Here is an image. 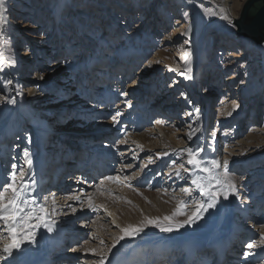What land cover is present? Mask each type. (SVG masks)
<instances>
[{
    "label": "bare ground",
    "instance_id": "bare-ground-1",
    "mask_svg": "<svg viewBox=\"0 0 264 264\" xmlns=\"http://www.w3.org/2000/svg\"><path fill=\"white\" fill-rule=\"evenodd\" d=\"M16 1H18V3L15 2L11 9L14 10V16L16 13L19 14V16H22V14H20L21 11L18 9L20 3L22 2L21 6L26 7H28V4L24 1ZM79 1L80 0H77V2L76 0H54L53 3H51L47 18L51 17L52 20V32L50 33L51 36H53L54 33L55 36H57L55 37L56 44L53 47L55 52L52 56V53L47 54V52L43 50V53L41 54V57L43 58H39V60L32 59L30 65L25 64V60H22L20 57H16L18 48L17 45L4 50L2 45L3 40H5L8 44H10L12 41L16 43V40L14 39L17 36V31L11 32L7 29L8 26L16 23V21L11 19L12 16H7L6 13L8 12V5H6L7 11L4 14V18L5 20L7 18V23H5L2 29H0V54H2L5 60L2 70H0V184H4L10 175V173L8 175L6 174V176L3 178L4 172L2 169L4 167H1V159L5 158L7 162L10 161V158L6 155L7 148H12V142L11 146H9L10 141H14L16 139L17 144L14 146V149H16L14 153V165L16 166L15 170L23 167L25 171L24 181L28 184L25 199H28L29 201H35V203L31 204L29 208L25 209V211L27 212L30 209H34L37 215H44L47 223L51 225L52 231H47V229L43 226L37 228L35 231V243H25L21 246L20 250H13L12 255L8 256L7 254L3 253L2 249L6 244L10 243V240L3 222L0 221V264H82L77 261L76 258H74L75 253H77V256L81 255L83 258L81 249L88 247V244H83L82 247L77 245V242L81 240L80 235H78V231L80 230L77 228H82L84 223L88 220V218H85L86 216L84 217L81 215H89L94 211V209L98 211V206H103L107 210L111 209L115 212L118 211V209L113 210L114 206L111 196L112 192L114 191L113 188H115L114 182L107 179L108 174L101 167V164L104 163V160L110 162L107 163V169L112 166L111 163L114 160L113 154L109 152L110 146L106 143L107 140L105 139V136L100 134L101 131H94L107 129L106 123L103 122L104 120L100 121L99 119L97 124L89 126V129L87 127L88 130L76 128L72 129V127L70 128L68 125H64L65 123L62 124V118L64 120L63 122L68 120V118L62 117L65 108H69L72 110L71 112H73V110H77L73 114L76 116L79 115V113H77L78 111H83L82 117L86 121L92 118L91 116L87 115V113H95L98 109L102 112H105V108L103 106L107 103L106 101L113 102L116 100L119 102V104H123V106L126 107L125 111L129 116L128 120L132 121L130 123L131 125L133 124L132 128H137L141 121H144L145 125L146 123L152 121V119L155 117L161 119L160 122L163 121L162 123H165L166 125L168 122H171L169 125L176 124L177 134L175 133L176 135L173 134L171 136H169V134L168 136L165 134L167 129L164 130V128H158V126L155 125L154 130L158 140L155 147L159 149L163 155L170 153L176 155L175 152H177V155L181 157L182 155L186 154L187 156L185 157V161H188L189 159L187 149H193V146L195 145L203 147L205 137L207 140L209 138L208 129L210 124L208 121V116L211 115V106L214 104V99H212L213 92H211V89H216L217 92L221 91V93H227L226 95L223 94L224 96H221L223 106L220 105L217 112L219 113L218 119L221 121L223 120V123L227 122V120H224L226 116L225 109L230 111L228 114L230 119L234 118V116L239 118L237 122L239 124H242L243 121L247 119V113L250 112L249 109L253 110V118L257 117L258 114V99L262 97V94H264V46H258L256 42L250 38L241 39L236 37L239 44H241L243 51L245 48L248 49L247 54H245L247 57L246 60H250L251 63L256 62V67L258 69L260 68L262 71V74L255 78L253 86H247L244 83L237 86L236 82L238 81V73L240 69L246 65L245 61L237 62V65H240V68L237 72H233L230 68L227 70L226 68L233 65L235 62L229 61L224 63V57L220 56H218L215 60V55L212 56L211 54V52H215L214 48L207 47L204 49L200 46L198 49L196 47L194 48V40L197 36L196 34L201 32V30L198 31V27L200 26L201 28L203 25L202 14L204 13V10L200 11V16L195 17L193 12L190 10L193 5L191 1L193 0H162L161 3H163V6L168 8H159V6L151 14L150 11L153 3H159L161 0H150V4L147 5L145 9L147 13L145 16L148 17L150 15V18L152 17L151 20L149 19L150 22H152L153 19H155V25L158 22H161V24H158V28L163 27L161 29L162 32L166 30L168 25H173V27L172 33L165 31V36L162 40V42H164L162 43L164 49L161 50L160 54H155L154 58L149 60L150 66H148L147 61L144 63V74L149 73L150 79H148L149 83L142 86L136 85V82L133 86L130 84L131 80L133 79L130 73L132 72L133 67L137 66V62H139L144 56L145 43L147 42V47L150 46L151 42L154 46L155 41L152 38V30L142 31L141 26H138L137 28L138 33H131L130 29L131 26H133L135 17L133 16V18H128L127 15H129L131 11L134 12L135 9L140 7L141 3L145 0H139L138 2L137 0H131L134 1L133 4L129 3L130 0L127 2V4H123L122 0H111L112 6H110L109 9L104 8L105 6L101 9L102 16L100 17V21H104L105 24L108 23L110 18L113 20L112 25L107 31L108 33L105 32V39L97 42L98 39H94L93 35L89 36L87 32H93L94 30L88 31V25L85 22V26L83 25V33L80 34V36H77L76 40L73 41L70 46L68 45V48H66V45L63 43L64 41L61 40L63 37L61 35L64 33L61 32V34H58V30H60L61 25H64L68 21V14L70 10H74ZM209 1L214 4L215 11L217 12L218 10V13H215V15L212 17L219 15L221 18L220 20L225 22L229 21L222 19V16L224 15H227L231 22L239 17L238 9L241 7V4L237 3V0ZM115 7L116 9H114ZM122 9L123 11H128L126 13V17H124V15L122 17L119 15V12H121ZM168 9L169 12H166ZM28 10V8L25 9V11ZM76 13H78V11ZM21 16L19 17V20H21ZM82 16L83 15L79 16V18ZM98 17L99 16H97V18ZM79 18L78 20L73 18L71 23V27L73 28L72 33L76 35L78 34L79 26L82 25L81 20H83L82 18L81 20ZM121 19L124 20L121 24V27H127V30H129V33H124V35H121L120 32H116V29L118 28L117 26L119 25ZM93 21H95V19H91L90 24H92ZM155 33L157 34V32ZM217 33V31H214V40L212 39L211 41H213V43H220L221 48L219 51L225 52L227 50L230 54L229 56H233L234 52L228 50L231 44L228 35L231 33L219 29L218 41L216 40ZM83 38L87 39V43L84 46L85 50H83L82 46V43L84 42L82 40ZM146 39H148V41H146ZM180 39H183L184 41L181 45H177V41ZM93 48H98L99 50L97 49L93 51ZM180 48H190V50L185 52L188 53L186 59L185 55L180 57V64H178L175 60L178 58L174 57L175 55H173V51L177 49L179 50ZM86 50L87 53L91 52V54L86 56L84 60L81 59L83 56H76V53L79 54V52L82 53L83 51L86 53ZM96 52H99L96 56H90L95 55ZM249 52L251 56H248ZM45 54H47L46 57H49L51 54V59L56 57L57 61L54 65H52V67H59L66 63V59H70L74 56L77 58V61L75 64H69L67 67L65 66L63 70H60L57 72V74H54L51 82L52 84L50 85V82L39 78L37 73L29 72L30 68L34 67V65L36 66L39 64L38 66L40 68L46 64L44 56ZM56 54L58 55L56 56ZM239 55L240 59H242L244 53L239 52ZM135 57H137L136 61L130 64L131 58L134 59ZM164 64L167 67L163 71V74H161V71L159 72V76L156 75L160 67H162ZM186 68H191V72L185 74ZM137 70L139 71L140 69L137 68ZM216 73L224 74L223 76L220 75L219 78L218 74L215 76ZM203 75L206 76L205 83L208 82L209 87L213 85L212 88L209 89L210 94L205 98L204 96L206 95L203 96L200 92V85H202ZM188 76L191 78L189 79ZM113 77L115 81H119L116 83L117 87L122 89L124 86L122 92L119 93L121 90L118 89L111 91L107 90V88L102 89V86L100 87L96 84H101L103 81L110 83ZM154 77L155 80H152ZM157 77H159V79ZM249 79L250 76H247L245 82ZM156 80L158 81L157 83ZM9 81L10 83H8ZM87 82L92 86H96V89L94 90L93 87V91H91V89H89V91L85 89ZM72 83H75V85L73 86ZM119 83L121 86H119ZM25 85H27V91L24 92L23 90ZM38 86L39 88H43V90L47 88L50 89V95L46 96L48 99H52L51 101L46 102L48 108H46L41 114L35 112L36 110L34 108V103L33 101H30L32 94H30L29 97L26 96L27 93L34 92ZM56 87L58 88L56 89ZM127 89L128 92H126ZM13 90H15V92H13ZM59 90L65 95L69 93L70 95L67 97H65L64 94L62 96L61 93L54 95V93L59 92ZM91 93L93 94L92 97L89 96ZM156 93L158 95L157 98H152V96H154ZM234 93H237L238 96L235 98L236 100H227L229 96L232 94L234 95ZM59 95H61V97ZM241 98L243 99L242 104L239 102V99ZM253 98H255L254 102L251 103ZM153 99H155V102L150 104V101ZM8 100H15V103H8ZM228 102H230V104L224 107V105H226ZM153 105L156 106L154 107ZM233 105H238V107L233 110ZM37 106H42V104L36 105V107ZM261 107H259L260 110ZM136 108L137 110L139 109L138 111L141 113V116L136 115V111L133 112ZM181 108L184 113H179ZM54 109L58 110L57 117L50 121L54 122V126L57 130H59L56 134L60 133L62 135L66 129H69V131L71 129V132L69 133L72 136L68 140H66V138L63 140L64 135H59L58 138H55L56 136H54V130L50 127L52 123L48 121V119H52L51 116L54 112ZM84 115L87 116L85 117ZM47 117L48 119L46 120ZM171 117H175V119L171 121ZM206 123L207 127H205ZM189 125H191L194 129H198V131H196L192 136V139L188 138L189 133L192 130L189 128ZM42 132H44V134L46 132L47 136L45 134V136L40 138L41 136L39 135ZM87 132H91V134H87ZM204 132H206V134H204ZM212 132L213 130H211V133ZM3 141L4 143L2 144ZM52 142L54 144L56 143L57 146L55 145L53 148H51ZM135 142L140 145L138 141L135 140ZM57 147H59L57 150L58 152L55 151ZM147 148L150 147L145 146L144 149ZM25 151L29 153L27 158L24 155ZM206 151L208 153L207 148ZM92 154L93 159L91 160L90 157ZM209 154L213 155L212 153ZM68 156H71L70 161H73L74 165L69 164ZM28 159L31 160L30 165L27 163ZM183 160L184 159H182V161ZM205 161L207 160L203 161V166L207 169H210L211 171L209 172V179L204 180V185H211V192H215L218 195L216 197L215 206L208 208L206 211L202 210L200 212L201 218L197 219L194 224L198 223L200 225L201 232L204 233V240H207L205 241L207 243L204 244L202 241L199 243L196 242L198 239L201 240L196 235L184 234V229L188 227L189 224H185L183 228L178 230L174 229L170 233L159 232V228L149 224L148 226H145V228L149 229L148 232H152L153 228H156L155 233L159 234H154L150 237L147 233L139 234L137 237L130 235L126 236L125 242H118L113 246L112 251L107 250L104 264H128L131 260H134L132 258L133 254L136 256L134 250L132 251V248L135 247L133 245L134 243L137 245V251L141 252L139 255L140 257L144 252L143 250L154 251L153 248H149L150 246H154L156 249L158 248L159 244L169 243L172 241L177 242L178 240L182 239H187V242L185 243L186 245H199L201 256L212 255L213 253V261H217V264H236L235 260L240 258L238 257V246H241V248L244 247V251H247L246 253H252L250 256H245L243 264H251L258 261L259 258L256 259V257L261 255L262 251L264 253V241L258 242L252 236H249L248 233L246 234L248 240L243 243V237L245 236L240 234L239 226L237 225V219L239 218L240 220H243L249 211L248 207H242L243 205H246L247 202H241L240 197L236 195V187L234 192L228 189L226 183L230 180L228 175H225V173H222L213 167L212 160L207 162ZM38 166H40L39 171ZM72 167H75V169H72ZM191 167L193 168L192 165ZM13 170L14 169H12V171ZM64 171L65 173L71 174L68 177L70 183L75 182L73 179L83 180L91 178L89 182L90 187H96L98 190L96 194L98 197H96V200L87 201L86 205H88L89 201H91L92 207H89L84 211L83 207L75 208L74 205L66 208L64 207L67 203H78V193H71L70 191L65 190L62 186L56 187L57 183H55V179L58 178ZM253 173L254 172H250L249 175L253 177ZM86 176L88 177L86 178ZM213 177H215V179H213ZM216 180H220L222 183H217ZM104 192H106V196H104ZM224 192L228 193L227 199L224 198ZM263 195L264 192L258 195L255 204L258 203ZM250 197L251 195H248V197L245 198L249 199ZM210 202L211 198L207 194L205 205ZM184 205L185 204H181L179 208H176L170 214V217L172 218L170 223L184 224L186 220L176 219L177 216H180L184 213ZM41 206H43L45 209L44 213L40 212ZM262 206L264 208V202H260L257 208H261ZM63 209L69 210L66 217L72 214H77V216L72 217L73 219H64L61 221L59 217L60 215H63ZM75 217L79 218L77 219ZM116 217L117 216L112 217V222L109 224V226L114 227L117 225ZM60 218L62 219V217ZM80 218H84L83 221L79 222ZM234 218H236L235 224L230 225V221ZM146 220L149 219L146 218ZM132 222V220H128L126 225H129L124 229H128L130 226L133 228L137 227L132 225ZM160 222L164 224L169 223L162 220ZM33 223H35V221H33ZM72 225H74V227H72ZM223 225H225V228H222ZM247 226H249V224ZM257 228H259V226L257 223H255L254 228H250V231L255 232ZM70 229L72 231L68 232ZM98 229L99 228L97 227V231ZM231 232L234 233L235 236L227 238L228 240L226 241L225 237L229 235L226 233ZM225 234L226 236H224ZM257 234L264 236V228L260 233L257 231ZM98 235V239H100L101 235ZM219 237L224 239L219 240L218 242L216 240L213 241ZM210 241L213 242L208 244ZM253 242H255L257 246L253 249H248L246 245ZM61 245L64 246L60 247ZM66 247L68 252L67 255L66 253L64 254ZM167 247L171 246L168 245ZM89 248H91L92 251L96 250L98 248V244L91 245ZM223 254L228 256L227 258L229 261L223 256ZM174 258L177 259L179 256ZM209 258L210 257L206 259L210 260ZM164 259L165 258L160 256L156 258V261L160 262V264H173V262L170 260V257H168V259ZM83 264H85V262H83Z\"/></svg>",
    "mask_w": 264,
    "mask_h": 264
},
{
    "label": "rangeland",
    "instance_id": "rangeland-1",
    "mask_svg": "<svg viewBox=\"0 0 264 264\" xmlns=\"http://www.w3.org/2000/svg\"><path fill=\"white\" fill-rule=\"evenodd\" d=\"M20 1H24L28 4L27 5L28 7H26V6H21L22 2L20 3V6L18 9L21 11L20 14H22V16L20 15L21 20H19V17H20L19 14L16 13V15L14 16V10L11 9L14 3L15 2L18 3V1L6 0V5H8V12L6 14L8 17L12 16L11 19L16 21V23L8 26L7 29L8 31L10 30L11 32L17 31V36L14 39L16 40V43L12 41L10 44H8L5 40H3L2 45L4 47V50L6 48L17 45L18 48L16 52V57L17 56L20 57L22 60H25V64L30 65L32 62V59L39 60V58H43L41 57L43 50L46 51L47 54L52 53V56L55 52L53 47L56 44L55 37L57 36H55V33L53 34V36H51L50 33L52 32V24H51L52 20H51V17L47 18V15H49V10H50L49 7L51 3H53L54 0H20ZM138 1L139 0H137V2ZM246 1L247 0H237V3L241 4V7H239L238 9L239 16L243 8L242 5H244ZM127 2H129V0L128 1L122 0L123 4L125 3L127 4ZM161 2L162 0L159 3L157 2L153 3L150 14L153 13V11L159 6H160L159 8H168V7H164L163 3ZM191 2L193 3V5L190 10L193 12L195 17L200 16L201 15L200 11L204 10V13L202 14L203 25L201 24L202 25L201 28L200 26L198 27V31L201 30V32L196 34L197 36L194 40V48L196 47L198 49L199 46L204 49H206L207 47L214 48L215 52H211V54L212 56L215 55L214 57L215 60L217 59L218 56H220V57H224V63L229 62V61L235 62L233 65L228 66L226 68V70L230 68L231 71L233 72H237L238 69L240 68V65H237V62L245 61L246 65L242 69H240L238 73V81L236 82L237 83L236 85L238 86L239 84L244 83L247 86L248 85L253 86L255 78L260 76L262 74V71L260 68L258 69L256 67V64H257L256 62L251 63L250 60H246L247 57L245 56V54H247L248 49L245 48L243 51V49L241 48V44H239L236 38L238 36L236 34V26L233 24V21L231 23L221 21L220 20L221 18L219 15L212 17L213 15H215V13H218V10L217 12L215 11L214 4H212V2L209 0H193ZM129 3L133 4L134 1L130 0ZM111 4H112L111 0H80L77 6H75L74 10H70L68 14V21L64 25H61L60 30H58V34H61V32L64 33L61 35L63 36L61 40L64 41L63 43L66 45V48H68L72 44V42L76 40L77 36H80V34L83 33V25L85 26V22L88 25L87 26L88 31L94 30L93 32H87L89 36L93 35L94 39L95 38L98 39L97 42L104 40L105 32L109 30V27L112 25L113 20H111L110 18V20H108V23H105V24H104V21H100L101 20L100 17L102 16L101 9L104 6H105L104 8L109 9V7L112 6ZM148 4H150V0L143 1L141 3V6L135 9L136 12L131 11L130 14L127 15L128 18H133V16L135 17L133 26H131V29H130L131 33H135V34L138 33L137 28L138 26H141L142 31L152 30L151 31L152 38L155 41L154 46L152 42L150 43V46L148 47H147V42L145 43L146 46L144 45V56L140 59L139 62H137L136 64L137 66L133 67L132 72L130 71L131 77L133 78L130 83L132 84V86L135 84V82H136V85L138 86H142L144 84L149 83L148 79H150V74L149 73L144 74L145 73L144 63L147 61L148 66H150L149 60L151 58H154L155 54L159 55L161 50L164 49L163 44H162L164 42H162V40L165 36V31H169V33H172L173 25L171 26L168 25L166 27V30L162 32L161 29L163 27L158 28V24H161V22H158L155 25L154 24L155 19H153L152 22L149 21V19L151 20L152 17L150 18V15L148 17L145 16L147 13L145 9ZM27 8L29 10L25 11V9ZM114 9H116V7ZM77 11L78 13H76ZM127 12L128 11H123L122 9V11L119 12V15L121 17L123 15L124 17H126ZM166 12H169V9ZM209 13H213V14H209ZM81 15L83 16L79 18V16ZM97 16L99 17L97 18ZM73 18L75 20H78V18L80 20L81 18L83 19L81 20L82 25L79 26V31L77 35L72 33L73 28L71 27V23H72ZM91 19H95V21H93L92 24H90ZM123 21L124 20L122 19L120 20V23L117 26L118 28L116 29V32L117 33L120 32L121 35H124V33H127V32L129 33V30H127V27H123V28L121 27V24ZM219 29H222L228 33H231L230 35H228V37L230 38V42H231L230 48H228V50L234 52L233 56H229L230 54L227 50L225 52L219 51L221 48L220 43H213V41H211L212 39L214 40V31L218 32L217 39H216L218 41ZM155 32H157V34ZM23 34H26V35H23ZM82 40L84 41L82 43L83 50H85L84 46L87 43L86 41L87 39L83 38ZM146 41H148V39H146ZM183 41H184L183 39L178 40L177 45H181ZM240 48H241V51H240ZM97 49L98 48H93V51ZM189 50L190 48H185V49L180 48L179 50L177 49L173 51V55H175L174 57L178 58V59H175L178 64H180V60H181L180 57H183V55H185V52H188ZM192 52H193V48H192ZM239 52L244 53V56H242V59H240L239 57L240 56ZM98 53L99 52H96L95 55H90V56L94 57ZM47 54L44 55L46 64H44V66L40 68L38 66L39 64L36 66L34 65V67L30 68L29 72L37 73L38 74L37 76L39 78L50 82V85H51L54 74H57L58 71L63 70L65 66L67 67L69 64L70 65L75 64V62L77 61V58H75L74 56L70 59H66V63L62 64L59 67H52V65L55 64L57 59L56 57L51 59V54L49 55V57H46ZM89 54H91V52L87 53V50H86V53L85 51H83L82 53L79 52V54L76 53V56L78 57L83 56L81 57V59L84 60L85 57L88 56ZM57 55L58 54H56V56ZM248 56H251L250 52L248 53ZM136 58L137 57H135L134 59L131 58L130 64L134 63L136 61ZM37 66H38V69H37ZM166 67L167 66L165 64L162 65V67H160L156 75L159 76V72L161 71H162L161 74H163V71L165 70ZM137 68L140 70L138 71ZM217 74L218 73H216L215 76ZM223 74L224 73L218 74V77L220 78V75L223 76ZM247 76H250V79L245 82ZM157 78L159 79V77ZM152 80H155V77ZM157 80H156V83L158 82ZM205 81H206V76L203 75L202 85L198 84L201 86L200 92L202 93V95L203 96L206 95L204 96V98L208 97V95L210 94L209 89L212 88L213 86L212 85L209 87L208 82L205 83ZM117 82L119 81L117 80L115 81L113 77L110 83L107 81H103L101 84L100 83H96V84L99 85L100 87L102 86V89L107 88V90L109 91L117 90V89L121 90L119 91L120 93L124 89V86L122 87V89H120L116 85ZM72 85L74 86L75 83H72ZM87 86H85V89H87L88 91L89 89H91V91H93V88L94 90L96 89V86H92L88 82H87ZM119 86H121L120 83H119ZM57 88L58 87H56V89ZM23 91L24 92L27 91V85L24 86ZM13 92H15V90H13ZM50 92H51L50 89L47 88L43 90V88H39L38 86V88L35 89L34 92L27 93L26 95L27 97H29V95L32 94L30 101L31 102L33 101L36 113L41 114L45 111L46 108H48V105L46 102H49L52 99L51 98L48 99L46 95H50ZM126 92H128V89L126 90ZM211 92H213L212 99H214V104H212L211 106L212 108L210 112L211 115L208 116V121L210 124V127L208 129L209 138L207 140V138L205 137L203 147L202 146L199 147L198 145H195L193 146V150L195 151V150L203 149L202 151H200L199 157L197 158L200 159L202 163L204 160H207V161L212 160V162L215 161L219 165L218 167H215V168L222 173H225L224 161L228 162L227 173H229L230 175L229 174L227 175L228 177H230L231 181L234 180L233 182L235 183V186L237 188L236 195L240 197L242 203L247 202L246 205L241 204L243 205L242 207L249 208V211L243 220H240L237 217L238 218L237 225L239 226L240 234H243L245 236L243 237L244 238L243 243L248 240L247 239L248 237H246V234L248 233H249L248 234L249 236H252L255 240L260 242L261 236L257 234V231H259L260 233L261 230L264 228V211H263L264 208L263 206L261 208H257V206L260 202H264V195L258 201V203L255 204V202L257 201L258 195L264 192V112H263L264 94H262V97L258 99V109L259 110H258L257 117L253 118V110L249 109L250 112L247 113L248 114L247 119H245L242 124H239L237 123L239 120L237 116H234V118L230 119V117L228 116L230 111L227 109H225L226 116L224 119L225 121L227 120V122L223 123V120L221 121L218 119L219 113L217 112H218L219 106L222 105L221 96H224L227 93H221V91L217 92L216 89L215 90L211 89ZM57 93L59 94L61 93L62 96L64 94L63 92H60L59 90V92L54 93V95ZM69 95L70 93L66 95L64 94L65 97ZM59 96L61 97V95ZM89 96L92 97L93 94L91 93ZM157 96L158 95L156 93L154 96H152V98L154 97L156 99ZM237 97H238L237 93H234V95L233 94L230 95L227 100L232 99L231 101H233V100H236L235 98ZM155 99L151 100L150 104L155 102ZM254 99L255 98L251 100V103L254 102ZM106 102L107 103L103 106L105 108V112H102L101 110L98 109L97 112L95 113L93 112H90L91 114L87 113V115L92 117L90 120L85 121V119L82 117L83 111L77 112L79 113L78 116L80 118L76 115H73L74 112H76L77 110H73V112H71L72 110H70L69 108L68 109L65 108L62 114V117L68 118L66 122H63L64 120L62 118V124L65 123L64 125H68V127L70 128L72 127V129L76 128V129H81V130H88L90 128L89 126H93L97 124L98 123L97 121L99 119L100 121L104 120L103 122L106 123L107 129L94 130V131H101L100 134H103L105 136V139L107 140L106 143L110 146L109 152L113 154V159H114L113 162L111 163L112 166L109 169H107L108 167L107 163H110V162H107L105 160L103 161L104 163L101 164V167L103 168V170L107 172L108 174L107 177L111 176L115 178L114 180H110L114 182V186H115V188H113L114 191L112 192L111 196L113 199V206H114L113 210L118 209V211L115 212V211H112L111 209L107 210L103 206H98V211L94 209V211L90 213L89 215H85V214L81 215L84 217L86 216L85 218H88V220L84 223L82 228L81 227L77 228L78 230H80V231L77 230L79 232V234L78 232L77 234L80 235V239H81L80 241L77 242V245L82 247L83 244H88V247L81 249V252L83 253V258L81 257V255L77 256L76 255L77 253H75L74 258H76V260L82 264L83 262H85V264H99V261L101 260L102 257H104V260H106L105 256H106L107 250L112 251L113 246L116 245L118 242H122V243L125 242L126 236H124V232L122 230H124V228H126L129 225V224L126 225L128 220L129 221L132 220L133 222L131 224L137 227L140 226L142 223L148 226L149 224H147L146 218H148L149 220H153V221L162 220L166 222V220H164L165 217H170V214L176 208H179L181 204H185L184 213L181 214L180 216H177L176 219H183L187 221L188 218L194 212L197 211V208H198L197 202L205 204L206 198H207V194L201 195L200 190L197 188L195 184L192 183V179H199L204 184V180L209 179L208 171H201L199 168H194V167L192 168L191 165H189L187 161H185V157L187 156L186 154L182 155L181 157L177 155V152H175L176 155H173L171 153H170L171 155L170 154L163 155L161 151L155 147V145H157V142H158L156 138L155 130H154L155 125L158 126V128L160 127L164 128V130L167 129L168 131L166 130L165 134L167 136L168 134L169 136H171L173 134L174 135L177 134L176 124L169 125V123L171 122H168V124L166 125L165 123H162L163 121L160 122L161 119L155 117L153 118L154 120L152 119V121H150L149 123H146L145 125H144V121H141V123H139L137 128H132L133 124L131 125L130 123L132 121L128 120L129 116L127 115V112L125 111L126 107L123 106V104L122 105L119 104V102L116 100H114L113 102L111 101H106ZM230 102L224 105V107L228 106ZM239 102L242 104L243 99L242 98L239 99ZM39 104H42V106L36 107V105H39ZM153 106L155 107L156 105H153ZM153 106H150V107H153ZM259 107H261V110ZM138 110L136 108L133 112L136 111V115L141 116L140 115L141 113H139ZM57 111L58 110L54 109V112L52 113V116H51L52 119H48L47 117L46 120L48 119V121L51 122L50 120H53V118L55 119L57 117ZM98 112L100 113V115ZM117 112H119L120 115L117 116L116 115ZM179 113H184V111H182V108L180 109ZM87 115H84V116L86 117ZM113 117H115V120L113 119ZM171 118H172L171 121L175 119V117L174 118L171 117ZM51 123L52 124L50 127L54 130L53 132L54 136H56L55 138H58V136L61 134L60 133L56 134L59 130H57L56 127L54 126V122H51ZM141 124H143L144 126ZM205 127H207V123ZM211 130H213L212 133H211ZM69 132H71V129L70 131L69 129H66V131L62 134L64 135L63 140H65V138L66 140H68L72 136L70 135ZM206 132H207V129H206ZM206 132H204V134H206ZM45 134L44 132H42L39 135L41 136L40 138L45 136ZM87 134H91V132H87ZM204 136H207V135H204ZM135 140L138 141L140 145H138L135 142ZM11 142H12V148L8 147L7 152H6V155L7 157L10 158V161L7 162L5 158L1 159V167L2 168L4 167L2 169V171L4 172L3 178L6 176V174L8 175L9 173L12 172L13 165L15 164V161H14L15 154L14 153L16 149H14V146L17 144V140L16 139L14 141L11 140L9 146H11ZM3 143L4 141L2 142V144ZM55 145L57 146L56 143L54 144L52 142L51 148H53ZM145 146H148L150 148L144 149ZM206 148L208 149V153L206 151ZM58 149L59 147H57L55 151L58 152L57 151ZM209 153H212L213 155ZM160 155L162 158L160 157ZM90 159L91 160L93 159V154L91 155ZM182 159L184 160L182 161ZM68 160H69V164L74 163L73 161L72 162L70 161L71 156L68 158ZM202 163H201V167L205 168ZM72 169H75V167H72ZM177 172H179V176L177 175ZM250 172H254L252 174L253 177L249 175ZM70 175L71 174L65 173L64 171L58 178H56L57 180L56 187L62 186L65 190L70 191L71 193H78V203H74V204L69 203L71 205H69L68 203L67 204L65 203L66 205L64 207L66 208V207H70L74 205L75 208L83 207V211L87 210L89 208V204L86 205L87 201L96 200V197H98L96 196L98 190L96 189V187H93V188L90 187L89 182L91 178L83 179V180L73 179L75 182L70 183V181L68 180V177ZM87 177L88 176H86V178ZM183 189H188V192L186 193L185 191H183ZM105 194L106 192H104V196H106ZM248 195H251V197L249 199L245 198V197H248ZM67 212H69V210L63 209V215H60L62 219L59 217L61 221L64 219H67V220L73 219L72 217L77 216V214H72L66 217L68 214ZM113 216H117L116 217L117 225L114 226L115 228L112 226H109V224L112 222ZM75 218L78 219L79 217H75ZM83 219L84 218H80L79 222L83 221ZM235 219L236 218L230 221V225L235 224ZM167 222L170 223V221H167ZM255 223L258 224L259 228H257L255 232L250 231V228L251 229L254 228ZM248 224L249 226H247ZM226 225H229V224H226ZM72 227H74V225H72ZM97 227L99 228L98 231H97ZM222 228H225V225H223ZM155 229L156 228H153L154 231L152 230V232H148L149 229L144 228V230L140 234L147 233L149 237L154 234H159V233H155L156 231ZM69 231H72V230L70 229L68 230V232ZM98 234L101 235L100 239H98L99 238ZM172 234H176V233H172ZM184 234L185 235H189V234L196 235L198 236V238L201 239L199 240L197 238L198 241L196 242L199 243L200 241H202L204 242V244L207 243L205 242L207 240H204L205 238L204 233L201 232L200 225L198 223L189 224V226L184 229ZM226 234H229L227 237H225L226 241L228 240L227 238L235 236V234L232 232L226 233ZM226 234L224 236H226ZM121 236H124V239H120ZM222 239L224 238L219 237V238L214 239L213 241L216 240L218 242L219 240H222ZM213 241L208 242V244L212 243ZM94 244L95 245L98 244V248L92 251L91 248H89V246L94 245ZM135 244L136 243L133 244L135 247L132 248V251L134 250V253L138 252L136 248L137 245ZM64 245H61L60 247H63ZM203 250H204V246H203ZM238 251L240 252V253L238 252V257L240 258H237L235 260V263L243 264V261L245 259V254L247 251H244V247L241 248V246H238ZM65 253L66 255L68 253L67 247L65 248L64 254ZM261 253H262L261 255H258L256 257V259L259 258L258 261L256 263H251V264H264V253L263 251ZM234 257H235V254H234Z\"/></svg>",
    "mask_w": 264,
    "mask_h": 264
},
{
    "label": "snow or ice",
    "instance_id": "snow-or-ice-1",
    "mask_svg": "<svg viewBox=\"0 0 264 264\" xmlns=\"http://www.w3.org/2000/svg\"><path fill=\"white\" fill-rule=\"evenodd\" d=\"M6 0H0V29H2L3 25L6 23V20L4 18V14L6 13ZM213 14V13H209ZM222 19L228 20L229 23H231V20L227 15L222 16ZM188 53H185V59L187 58ZM5 64V60L0 54V70H2L3 65ZM191 68L185 69V74L190 73ZM190 79L191 77L188 76ZM10 83V81L8 82ZM8 103H15V100H8ZM238 105H233V110L236 109ZM198 111V110H197ZM116 115H120L119 112L116 113ZM115 120V117H113ZM189 128H191V132L189 133L188 138L192 139V136L195 134L198 129L192 128L191 125H189ZM199 150H193L192 148L187 149V153L189 156V159L187 163L189 165H192L194 168H199L201 171H208L210 172V169L202 168L201 163L202 161L198 159L200 151ZM25 157L27 158L29 156V153L25 151L24 153ZM27 163L30 165L31 160L28 159ZM227 161H224V167H225V175H227ZM219 165L214 161L213 167H218ZM13 171L10 173L8 179L4 182V184H0V221L3 222L5 230L8 233V238L10 240V243L6 244L2 251L3 253L7 254L8 256H11L13 253V250H20L21 246L25 243H35V231L37 228L43 226L47 229V231H52L51 225L47 223L45 220L44 215H37L35 213L34 209H30L29 211H25L26 208H29L31 204H34L35 201H29L28 199H25V195L27 193L28 184L25 183L24 177H25V171L23 167L16 169V166L13 165ZM187 171V169H186ZM177 175L179 176V172H177ZM108 180H114V177H107ZM215 179V177H213ZM217 183H222L220 180H216ZM192 183L197 186V188L200 190L201 195L208 194L211 198V202L205 204H202L200 202H197L198 208L197 211L194 212L187 221L184 222V224H164L160 221H153V220H147V224H151L157 228L161 232L170 233L174 229L178 230L180 228H183L185 224H192L195 223L197 219H200V212L201 210L206 211L208 208H212L215 206L216 203V197L217 193L211 192V185H204L199 179H192ZM227 187L230 191H235V183L233 181H227ZM186 193L188 192V189H183ZM10 193V195H9ZM224 198H228V193H223ZM89 207H92L91 201H89ZM40 212L44 213L45 209L43 206L40 208ZM171 217H165L164 220L171 221ZM35 221V223H33ZM145 224H141L138 227H129L128 229L122 230L124 232V236H137L139 235L145 228ZM124 236H121L120 239H124ZM261 241H264V236L260 237ZM257 246L255 242L248 243L246 247L248 249H253ZM252 255L251 252H248L245 254V256ZM99 264H104V257L101 258L99 261Z\"/></svg>",
    "mask_w": 264,
    "mask_h": 264
},
{
    "label": "water",
    "instance_id": "water-1",
    "mask_svg": "<svg viewBox=\"0 0 264 264\" xmlns=\"http://www.w3.org/2000/svg\"><path fill=\"white\" fill-rule=\"evenodd\" d=\"M233 24L239 38H250L264 46V0H247Z\"/></svg>",
    "mask_w": 264,
    "mask_h": 264
}]
</instances>
